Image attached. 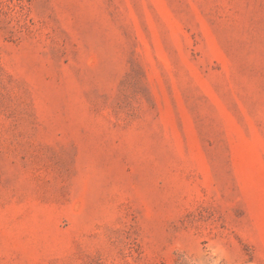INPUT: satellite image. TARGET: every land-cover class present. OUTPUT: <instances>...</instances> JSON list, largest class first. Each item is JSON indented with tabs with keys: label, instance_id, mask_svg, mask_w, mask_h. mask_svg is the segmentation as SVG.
<instances>
[{
	"label": "rangeland",
	"instance_id": "1",
	"mask_svg": "<svg viewBox=\"0 0 264 264\" xmlns=\"http://www.w3.org/2000/svg\"><path fill=\"white\" fill-rule=\"evenodd\" d=\"M0 264H264V0H0Z\"/></svg>",
	"mask_w": 264,
	"mask_h": 264
}]
</instances>
